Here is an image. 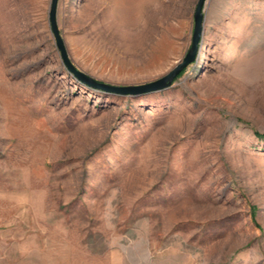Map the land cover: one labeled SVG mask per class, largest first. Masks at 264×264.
Masks as SVG:
<instances>
[{
  "label": "rangeland",
  "instance_id": "374dc122",
  "mask_svg": "<svg viewBox=\"0 0 264 264\" xmlns=\"http://www.w3.org/2000/svg\"><path fill=\"white\" fill-rule=\"evenodd\" d=\"M199 0H59L73 63L155 81ZM51 0H0V264H264V0H206L162 91L69 73ZM260 134V135H259Z\"/></svg>",
  "mask_w": 264,
  "mask_h": 264
},
{
  "label": "water",
  "instance_id": "95a60500",
  "mask_svg": "<svg viewBox=\"0 0 264 264\" xmlns=\"http://www.w3.org/2000/svg\"><path fill=\"white\" fill-rule=\"evenodd\" d=\"M58 3L59 0H51L50 4V24L51 29L56 39L57 48L60 51L62 62L66 66L67 70L71 75H73L78 81L83 83L84 85L116 95L122 96H136V95H144L147 93H153L162 91L164 89L172 86L175 78L185 69L193 60L199 49V45L201 43L202 33H203V24H204V6L206 0H199L197 3L195 16H194V33L192 39V46L185 57V59L176 65L168 74L165 76L148 83L139 84V85H113L103 81H100L89 74L85 73L81 69H79L73 61L70 59L69 54L67 52L63 37L58 28L57 22V12H58Z\"/></svg>",
  "mask_w": 264,
  "mask_h": 264
},
{
  "label": "trees",
  "instance_id": "16d2710c",
  "mask_svg": "<svg viewBox=\"0 0 264 264\" xmlns=\"http://www.w3.org/2000/svg\"><path fill=\"white\" fill-rule=\"evenodd\" d=\"M183 71H185L184 69H183ZM182 75V72L179 74V76L177 77V78H179L180 76ZM260 135V134H259ZM264 136V135H263Z\"/></svg>",
  "mask_w": 264,
  "mask_h": 264
}]
</instances>
